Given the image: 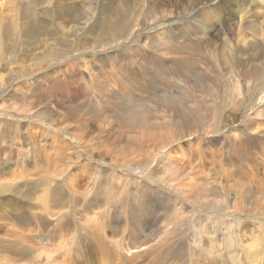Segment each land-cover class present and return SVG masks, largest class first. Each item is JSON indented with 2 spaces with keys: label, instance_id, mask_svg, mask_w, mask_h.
Masks as SVG:
<instances>
[{
  "label": "rangeland",
  "instance_id": "374dc122",
  "mask_svg": "<svg viewBox=\"0 0 264 264\" xmlns=\"http://www.w3.org/2000/svg\"><path fill=\"white\" fill-rule=\"evenodd\" d=\"M68 1L0 0V67L8 66L0 110L18 108L0 112V185L9 184L0 189V264H251L237 259L245 258L244 232L264 240V56L245 52L263 45L244 27L264 28V0ZM102 6L133 33L91 51L116 20ZM167 20L170 33L153 44L152 21ZM29 25L39 35L33 53L51 48L54 65L31 74L28 60L17 74L13 59L31 54ZM43 74L52 76L49 92L38 83ZM34 96L50 112L51 131L31 125ZM48 172V184L33 189ZM184 182L213 185L222 199V187L248 186L254 217L207 212L179 198ZM228 194L231 208L240 195Z\"/></svg>",
  "mask_w": 264,
  "mask_h": 264
},
{
  "label": "bare ground",
  "instance_id": "6f19581e",
  "mask_svg": "<svg viewBox=\"0 0 264 264\" xmlns=\"http://www.w3.org/2000/svg\"><path fill=\"white\" fill-rule=\"evenodd\" d=\"M70 1V0H69ZM68 1V2H69ZM189 1V0H188ZM199 1V0H198ZM210 1H215V0H210ZM67 2V1H66ZM72 2V1H71ZM70 2V3H71ZM204 3V2H203ZM213 3V2H212ZM211 3V4H212ZM198 4V3H197ZM206 4H208V3H206ZM105 5H107V4H105ZM257 5V4H256ZM91 8V7H90ZM100 8V7H99ZM106 9H108V8H105L104 6H102V8H100V10L99 11H102V12H104ZM108 10H110L111 11V9H108ZM47 11V10H46ZM248 11V10H247ZM69 12V11H68ZM88 12V11H87ZM111 13H112V16L114 17V18H116V20H115V23L113 24V26H111V25H108L107 27H108V29L111 31V33L110 34H108V35H106L105 33H104V31H101L100 33H99V36H100V38H99V40L98 41H93V43H92V47L93 48H91L90 50L91 51H94V50H96V49H98V43H104V44H106L107 45V47L110 45L111 47L112 46H116L115 44H117V45H119V44H123V43H125L126 41H128L129 39H130V36H131V34L133 33V31H131V32H129V33H127V30L128 29H131L132 28V26H130V27H128V28H126V26H125V21H123V22H118L117 20L119 19V12H117L115 9H113L112 8V11H111ZM111 13H109V14H111ZM183 13V12H182ZM247 13H249V12H247ZM25 14V13H24ZM91 14V16H92V13H90ZM82 15V14H81ZM184 15V14H183ZM247 18H249V17H246L245 18V20H247ZM79 21V20H78ZM2 22V21H1ZM85 22V21H84ZM152 23L153 24H155L154 25V27H153V31L151 32V34H150V39H151V41H152V43L153 44H158V42H159V38H158V34L159 33H162V34H169L170 32L165 28V27H170V26H172L173 24V21L172 20H167V21H162V22H160V23H154V21H152ZM245 24H246V26L244 27V29L246 30V31H252V32H248V35L249 36H251L252 37V34H254V35H256V36H259L258 37V39L259 40H261V42H262V45H263V48H260L259 46H257V45H255V44H251L250 46H247V48H246V51L245 52H248V54L249 55H256V57L257 58H259L260 57V59H263V58H261L262 56H264V28L263 29H259L258 28V31L255 33L253 30H251L252 29V26H251V21H246L245 22ZM67 25V24H66ZM12 26H14V25H12ZM1 27H2V25H1ZM28 28L29 29H31V32H28L29 34L28 35H30L29 36V38H28V40H27V43H28V46L30 47V44H31V48H27L26 47V53H28V51L27 50H29L30 51V55H28V56H26V57H23V58H19L20 57V55H18V56H16L14 59H13V63H14V65H16V67L18 68L17 69V71H16V73L17 74H20V73H22V74H25L24 72H26V66L24 65V63L26 62V61H31V63L29 64V72L32 74V73H35V72H37V71H39V70H41V69H43V70H48L49 68H51L53 65H54V61L52 62V57H51V52H50V49L49 48H47V50H45L43 53H37V52H35V53H33V47L34 46H32V44L34 43V42H36L38 39H39V35L38 34H35V32H34V30H33V28H32V25H29L28 26ZM133 29V28H132ZM136 29V28H135ZM61 30V29H60ZM149 30V29H148ZM29 31V30H28ZM260 31V32H259ZM1 32V31H0ZM64 32V31H63ZM34 35H36L35 36V38H33V36ZM50 35V34H49ZM72 35V34H71ZM160 36V35H159ZM148 38V37H147ZM162 38H164V37H162ZM0 39H1V37H0ZM94 39V38H93ZM148 40H149V38H148ZM161 40V39H160ZM247 40V39H246ZM88 40H82L81 41V43H80V46L83 48V49H87L88 50V48L86 47V42H87ZM158 41V42H157ZM249 42V41H248ZM170 43V42H169ZM1 44V43H0ZM152 45V44H151ZM167 45V44H166ZM1 46V45H0ZM74 46V45H73ZM89 46V45H88ZM39 47V46H38ZM160 47V46H159ZM171 47V46H170ZM178 47V46H177ZM260 48L261 49V51H256V48ZM1 48V47H0ZM150 48V47H149ZM163 48H165V47H163ZM178 48H181V47H178ZM31 49V50H30ZM59 49V48H58ZM233 49H235V48H233ZM89 50V51H90ZM176 50V49H175ZM41 51V50H40ZM82 51V50H81ZM88 52V51H87ZM0 53H2V49H1V52ZM237 53L236 52H232V53H230V58L232 59V61H233V63L235 62V59H236V55ZM69 56H70V54H69ZM76 56V55H75ZM1 57V56H0ZM60 58V57H59ZM69 58V57H68ZM240 58V57H239ZM1 59V58H0ZM67 59V58H66ZM240 60V59H239ZM242 60V59H241ZM63 62V61H62ZM60 63V62H59ZM66 63V62H65ZM74 63V62H73ZM236 63V62H235ZM1 64V63H0ZM237 65V64H236ZM2 67H0V70H2V69H7L8 68V66H4V65H1ZM218 66V65H217ZM4 67V68H3ZM190 67V66H189ZM238 68V67H237ZM244 68V67H243ZM13 70V69H12ZM60 70V69H59ZM185 70V69H184ZM245 70V69H244ZM8 71V70H7ZM24 71V72H23ZM9 72H12L11 70H9ZM43 72V71H42ZM44 72H47V71H44ZM71 72V71H70ZM57 73V72H56ZM59 75V74H58ZM245 75V74H244ZM49 76V74H43L39 79H42L40 82H38L39 84L41 83V82H44V84L46 85L45 87L47 88V92H49L50 91V89H51V87H52V85H53V82H52V76L50 75V77H48ZM248 76V75H247ZM13 77V76H12ZM0 82L1 83H3V81L2 80H0ZM36 82H37V80H36ZM248 82V81H247ZM37 83V84H38ZM252 83V82H251ZM8 85H10V84H8ZM36 85V84H35ZM224 85H225V83H224ZM96 86V85H95ZM234 86V85H233ZM246 86V85H245ZM248 86V85H247ZM41 86H37L35 89L36 90H44V89H46L45 87L43 88V89H41L40 88ZM249 87V86H248ZM226 88H227V86H226ZM230 88H231V86H230ZM236 88V87H235ZM252 88L254 89V87L252 86ZM1 90V89H0ZM224 91H225V89H223ZM228 90V89H227ZM226 90V91H227ZM233 90V89H232ZM42 92V91H41ZM237 92V91H236ZM252 92V91H251ZM235 93V92H234ZM263 94V93H262ZM0 95L1 96H3V93H0ZM5 95V94H4ZM229 96V95H228ZM251 96H253V94L251 95ZM259 96V95H258ZM257 96V97H258ZM255 97V96H254ZM24 98H26L25 96H23L22 98H21V100L20 101H22ZM229 98V97H228ZM20 99V98H19ZM121 99V98H120ZM172 99V98H171ZM223 99V98H222ZM234 99V98H233ZM259 99V98H258ZM167 100V99H166ZM38 101H39V98L38 97H36V96H34V98H33V100H31V101H29L28 102V105L30 106V109L33 111V113L31 114V125L34 123V124H37V125H42V126H44V129H49V131H51V125H50V123L48 122L50 119H52V118H50L49 117V115H50V112L48 111V109H46V110H44V107L43 106H40L39 104L37 105V103H38ZM168 101V100H167ZM235 101V100H234ZM17 102H19V101H17ZM177 102V101H176ZM179 102V101H178ZM57 103V102H56ZM166 103V102H165ZM169 103V102H168ZM219 103V102H218ZM229 103V102H228ZM257 103V102H256ZM171 104V103H170ZM232 104H233V102H232ZM16 105V104H15ZM85 105V104H84ZM227 105V104H226ZM230 105H231V103H230ZM19 106V105H18ZM229 106V105H228ZM74 107V106H73ZM85 107H87V106H85ZM84 107V108H85ZM179 107H181V106H179ZM183 107V106H182ZM24 108V107H23ZM75 108V107H74ZM224 108V107H223ZM18 109V108H17ZM17 109L16 108H14V106L13 107H5V108H3V109H1L0 110V112H1V114H6V113H11V112H16L17 111ZM22 109V108H21ZM34 109V110H33ZM76 109V108H75ZM78 109V108H77ZM176 109H178V108H176ZM20 110V109H19ZM24 110V109H23ZM89 110V109H88ZM95 110V109H94ZM134 110H136V108H134ZM139 110H140V108H139ZM72 111V110H71ZM97 111V110H96ZM113 111V110H112ZM91 112V111H90ZM135 112V111H134ZM72 113H73V111H72ZM96 113V112H95ZM7 114V115H8ZM25 114V113H24ZM23 114V115H24ZM136 114V113H135ZM85 115V114H84ZM141 114H139L138 115V113H137V116H140ZM143 115V114H142ZM10 116V115H9ZM180 116V115H179ZM216 117H217V115H215ZM22 117H24V116H22ZM218 118V117H217ZM188 119H189V117H188ZM27 120V119H26ZM46 120H48V121H46ZM194 120V119H193ZM194 121H196V119L194 120ZM208 121H209V119H208ZM62 125V124H61ZM194 126V125H193ZM65 134H67V133H65ZM193 134H195V133H193ZM73 137V136H72ZM187 137V136H186ZM72 139V138H71ZM77 139V138H76ZM76 141V140H75ZM84 146V145H83ZM84 148V147H83ZM163 148V147H162ZM84 151V150H83ZM103 164V163H102ZM96 165V164H95ZM108 166V165H107ZM169 166V165H168ZM167 166V167H168ZM173 166V165H172ZM165 168V167H164ZM94 169V168H93ZM169 169V168H168ZM172 169V168H171ZM166 172H167V170H165ZM165 172V173H166ZM59 173V172H58ZM121 173V172H120ZM174 173V172H173ZM187 173V172H186ZM60 174H61V172H60ZM181 174H183V173H181ZM176 175V174H175ZM187 175H189V174H187ZM51 173H45V176H42L41 178H39V181H36L35 183H32V187H33V189H39V187H41V188H44V185L45 184H48V182L51 180ZM184 176H186L185 174H184ZM1 179V178H0ZM74 179V178H73ZM11 181V180H10ZM18 181V180H17ZM34 182V181H33ZM72 182V181H71ZM11 183L12 184H15L16 182H14V181H11ZM179 185V184H178ZM7 186H9V184L7 183V182H4L2 185H0V189L2 190V189H5ZM180 186V185H179ZM170 187V186H169ZM187 187H189V185H188V183L187 182H184V183H182V186H180L179 188H181V196L179 197V198H181V197H183L184 199H186V196L188 197V199L189 200H194V202H196L197 204L196 205H198V207H200L201 209H206V211L207 212H212V213H221V212H227V214L228 213H230L229 212V210H232V211H234V212H239L238 210H240V211H242V212H244V214L245 215H247V216H250V217H254V215H252V213L254 212V210H255V207L253 208V209H247V208H245V203H246V201H247V199L245 198V196L243 197V191L245 190V192H247V190L249 189V187L248 186H244V187H238V186H235V185H231V186H229L228 188H223L222 187V190L220 191V192H222L223 194H224V197H225V199H222L221 197L219 198V195H218V192H215L214 191V188H213V185H207V184H203V185H192V188H190V189H187ZM170 188H175V187H170ZM26 189V188H25ZM212 189V190H211ZM243 189V190H242ZM177 190V189H176ZM7 191V190H6ZM232 191H235L236 192V195H240V201L239 202H234L233 204H232V207L230 208V206H229V200H228V197H229V195L230 194H228L229 192H232ZM4 192V191H3ZM117 192V191H116ZM125 194V193H124ZM129 194V193H128ZM180 195V194H179ZM36 196V195H35ZM167 196V195H166ZM24 197H25V195H24ZM208 198H210V201H209V199ZM212 199V200H211ZM41 201V200H40ZM180 201V200H179ZM178 201V202H179ZM256 202H258L257 200H255ZM187 204V203H186ZM255 205H256V203H255ZM177 207V206H176ZM143 209V208H142ZM196 210H197V208H196ZM185 211V210H184ZM109 212V211H108ZM233 212V214H235ZM183 213V212H182ZM191 213V212H190ZM204 213V212H203ZM135 214V213H134ZM225 214V213H224ZM136 215V214H135ZM146 215V214H145ZM186 215H189V213L188 214H186ZM207 215V214H206ZM221 215V214H220ZM149 216V215H148ZM147 216V217H148ZM193 216V215H192ZM110 217V216H109ZM111 217H113V216H111ZM234 217H235V215H234ZM189 218V217H188ZM203 218V217H202ZM86 219V218H85ZM134 219V218H133ZM143 219V218H142ZM173 219V218H172ZM190 219V218H189ZM209 219V218H208ZM214 219V218H213ZM213 219L211 220V223H212V221H213ZM139 220V219H138ZM153 220V219H152ZM193 220H195V219H193ZM228 220V219H227ZM86 221V220H85ZM137 221V220H136ZM190 221V220H189ZM197 221H198V219H197ZM202 221V220H201ZM231 221H233V220H231ZM230 221V222H231ZM90 222V221H89ZM203 222V221H202ZM215 222V221H214ZM218 222V221H217ZM225 222V221H224ZM229 222V223H230ZM238 222V221H237ZM244 222V221H243ZM60 223V222H59ZM144 223V222H143ZM142 223V224H143ZM180 223V222H179ZM182 223V222H181ZM210 223V224H211ZM220 223H221V221H220ZM239 223V222H238ZM246 223V222H245ZM137 224V223H136ZM187 224H188V222H187ZM217 224H219V222L217 223ZM226 224V223H225ZM263 224V223H262ZM92 225H94V224H92ZM140 225V224H139ZM185 225V224H184ZM214 225V224H213ZM216 225V224H215ZM227 225V224H226ZM239 225V224H238ZM96 226V225H95ZM145 226V225H144ZM147 226V225H146ZM149 226V225H148ZM196 226V225H195ZM225 226V225H224ZM227 226H229V225H227ZM236 226V225H235ZM96 227H98V226H96ZM137 227V226H136ZM198 227V226H197ZM73 228V227H72ZM93 228H95V227H93ZM186 228H188V227H186ZM207 228H209V230H210V235H211V237L214 239V236H215V234H217V232H216V230H213V227H208L207 226ZM226 228V227H225ZM262 228V227H261ZM260 228V229H261ZM83 229V228H82ZM137 229V228H136ZM174 229V228H173ZM190 229V228H189ZM229 229H230V227H229ZM228 229V230H229ZM238 229V228H237ZM85 230V229H84ZM172 230V229H171ZM184 230V229H183ZM186 230V229H185ZM218 230V229H217ZM118 231V230H117ZM144 231V230H143ZM191 231V230H190ZM189 231V232H190ZM230 231V230H229ZM171 232H173V231H171ZM178 232V231H177ZM220 232H222V231H220ZM137 233V232H136ZM194 233V232H193ZM203 233V232H202ZM207 233V232H206ZM230 232H228V234H229ZM234 233H235V230H234ZM90 234V233H89ZM178 234H180V233H178ZM198 234V233H197ZM237 234V233H236ZM239 234V233H238ZM259 234H261L262 236L261 237H264V233H259ZM143 235V234H142ZM171 235V234H170ZM180 235H182V234H180ZM219 235V234H218ZM217 235V236H218ZM224 235V234H223ZM232 235V234H231ZM208 236V235H207ZM220 236V235H219ZM230 236V235H229ZM229 236H227L228 238H229ZM244 236H245V238L247 239L246 241H248V239H249V242L248 243H245V245L244 246H241V247H244L243 249H244V255H245V258H238L237 259V262H238V260L239 261H241V260H247L249 263H251V264H264V240H261V241H258L257 243H256V239H252V237H248V234L246 233V232H244ZM164 237H165V235H164ZM168 237V236H167ZM178 237V236H177ZM210 237V236H209ZM210 237V238H211ZM220 237H222V236H220ZM232 237V236H231ZM241 237H243V236H241ZM182 238V237H181ZM184 238V237H183ZM196 238V237H195ZM209 238V239H210ZM233 238H237L236 236L235 237H233ZM135 239H138V237L136 238L135 237ZM175 239V238H174ZM173 239V237H172V240H174ZM186 238H184V240H185ZM188 239V238H187ZM208 239V240H209ZM226 239V238H225ZM224 239V240H225ZM230 239V238H229ZM244 239V238H243ZM157 240V239H156ZM182 240V239H181ZM189 240V239H188ZM210 240H212V239H210ZM215 241L214 242H218V240L219 239H214ZM228 240V239H227ZM139 241V240H138ZM178 241H180L179 240V238H178V240L176 239V243L178 242ZM193 241H194V239H193ZM201 241V240H200ZM243 241V240H242ZM245 241V240H244ZM86 242V241H85ZM171 242V241H170ZM174 242H175V240H174ZM183 242H185V241H183ZM211 242V241H210ZM3 243V242H2ZM8 243V242H7ZM13 243V242H12ZM167 244L169 243V242H166ZM165 243V244H166ZM181 243V242H180ZM186 243V242H185ZM198 243H199V239H198ZM208 243H209V241H208ZM172 244H173V242H172ZM171 244V245H172ZM183 244V243H182ZM182 244H180L181 246H183ZM196 244V243H195ZM205 244V243H204ZM212 244V243H211ZM214 244V243H213ZM216 244V243H215ZM227 244V243H226ZM10 245H12V244H10ZM132 245H135V243H132ZM178 245H179V243H178ZM206 245V244H205ZM220 245H221V243H220ZM60 246V245H59ZM180 246V247H181ZM185 246V245H184ZM195 246V245H194ZM202 246H203V243H202ZM217 246V245H216ZM236 246V245H235ZM13 247V246H12ZM169 247V246H168ZM173 247H176L175 245H173ZM178 247V246H177ZM190 247V246H189ZM193 247V246H192ZM198 247V246H197ZM213 247V246H212ZM220 247V246H219ZM222 247H223V244H222ZM9 248V247H8ZM59 248H61V247H59ZM123 248V247H122ZM121 248V249H122ZM161 248V247H160ZM202 248H204V247H202ZM205 248H207V247H205ZM210 248V247H209ZM12 249V248H11ZM48 249V248H47ZM155 249V248H154ZM169 249V248H168ZM171 249H172V247H171ZM171 249H169V250H171ZM182 249V248H181ZM186 249H187V246H186ZM185 249V250H186ZM193 249V248H192ZM192 249L190 250V252L192 251ZM199 249V248H198ZM213 249V248H212ZM217 250H218V248H216ZM224 249V248H223ZM234 249V248H233ZM26 250V249H25ZM62 250V249H61ZM145 250H146V248H145ZM165 250V249H164ZM175 250V249H174ZM176 250H177V248H176ZM184 250V251H185ZM207 250V249H206ZM215 250V249H214ZM44 250H42V253H46L45 251L43 252ZM48 251H51V250H48ZM146 251H148V250H146ZM160 251H162V250H160ZM166 251V250H165ZM177 251H180V250H177ZM189 251V250H188ZM194 251H195V249H194ZM198 251V250H197ZM205 251V250H204ZM203 251V252H204ZM240 251V250H239ZM8 252V251H7ZM144 252V251H143ZM157 252H159V251H157ZM181 252H183V251H180L179 253H181ZM187 251H185V252H183L184 254L186 253ZM207 252V251H206ZM214 252V251H213ZM218 252V251H217ZM10 253V252H9ZM25 253H27V252H25ZM160 253V252H159ZM163 253V252H162ZM161 253V254H162ZM174 253V252H173ZM175 253H177V252H175ZM193 253H197V252H193ZM40 256L39 257H41V255H43V254H40V253H38ZM49 254V253H48ZM183 254V255H184ZM200 254H201V251H200ZM205 254V253H204ZM204 254H202L203 256H204ZM210 254H211V252H210ZM224 254H226V253H224ZM224 254H223V256H224ZM228 254V253H227ZM226 254V255H227ZM231 254V253H230ZM229 254V255H230ZM236 254V253H235ZM8 255V254H7ZM27 255V254H26ZM45 255V254H44ZM165 255V254H164ZM163 255V256H164ZM175 255V254H174ZM178 255V254H177ZM191 255H192V253H191ZM206 255V254H205ZM226 255H225V257L224 258H226ZM228 255V256H229ZM233 255V254H232ZM237 255V254H236ZM244 255H242V256H244ZM162 256V255H161ZM182 256V255H181ZM181 256H179V258L181 257ZM185 256V255H184ZM183 256V258H185ZM190 256V255H189ZM195 256H197V254L195 255ZM203 256H200V258L201 257H203ZM207 256V255H206ZM209 256V255H208ZM207 256V257H208ZM222 256V257H223ZM47 257V256H46ZM45 257V258H46ZM52 257V256H51ZM165 257V256H164ZM191 257V256H190ZM190 257H188V258H190ZM211 257V256H210ZM221 257V256H220ZM221 257V258H222ZM236 257V256H235ZM239 257V256H238ZM9 258V257H8ZM175 259H176V257H174ZM187 258V257H186ZM194 258V257H193ZM205 258V257H204ZM203 258V259H204ZM230 258V257H229ZM234 258V257H233ZM51 259V258H50ZM53 259V258H52ZM162 259H164V258H162ZM166 259V258H165ZM169 259H171L172 260V258H170V256H169ZM190 259H192V258H190ZM199 259V258H198ZM197 259V260H198ZM207 259V258H206ZM214 259V258H213ZM235 259V258H234ZM168 260V259H167ZM179 260V262H180V259H178ZM184 260H186V259H184ZM208 260V259H207ZM222 260H224V259H222ZM228 260V259H227ZM187 261V260H186ZM200 261V260H199ZM219 261V260H218ZM231 261H233L232 259H231ZM168 262V261H167ZM175 262H176V264H178V261H176L175 260ZM191 261H189V263H190ZM234 262H236L235 260H234ZM198 262H196V264H197ZM48 264V263H47ZM166 264V263H165ZM179 264H181V263H179ZM191 264H193V263H191ZM201 264H203V262L201 263ZM219 264H224V263H219ZM233 264V263H232ZM239 264H240V262H239Z\"/></svg>",
  "mask_w": 264,
  "mask_h": 264
}]
</instances>
